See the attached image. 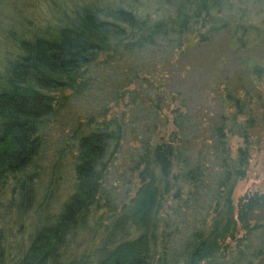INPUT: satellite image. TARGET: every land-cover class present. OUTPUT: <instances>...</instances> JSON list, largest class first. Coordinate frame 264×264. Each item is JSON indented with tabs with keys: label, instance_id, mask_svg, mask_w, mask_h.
Wrapping results in <instances>:
<instances>
[{
	"label": "trees",
	"instance_id": "obj_1",
	"mask_svg": "<svg viewBox=\"0 0 264 264\" xmlns=\"http://www.w3.org/2000/svg\"><path fill=\"white\" fill-rule=\"evenodd\" d=\"M220 37L264 42V0H0V264H264V190L231 199L264 59L215 114L172 86Z\"/></svg>",
	"mask_w": 264,
	"mask_h": 264
},
{
	"label": "rangeland",
	"instance_id": "obj_2",
	"mask_svg": "<svg viewBox=\"0 0 264 264\" xmlns=\"http://www.w3.org/2000/svg\"><path fill=\"white\" fill-rule=\"evenodd\" d=\"M192 40L190 38L186 46H192ZM256 58L264 59V42L245 51H236L224 37L206 45L192 46L175 60L172 86L180 91L193 113L215 114L219 111L218 97L223 94L217 91L244 84L246 66L250 59ZM171 106L169 103L165 106L166 117ZM254 131L255 139L250 144L245 176L235 183L232 190L234 206L243 193L264 190V124L257 125ZM239 142L236 138L231 139L232 149Z\"/></svg>",
	"mask_w": 264,
	"mask_h": 264
}]
</instances>
